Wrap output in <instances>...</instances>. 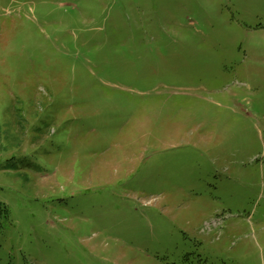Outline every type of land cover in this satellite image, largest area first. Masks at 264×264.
Returning a JSON list of instances; mask_svg holds the SVG:
<instances>
[{
  "label": "rangeland",
  "instance_id": "obj_1",
  "mask_svg": "<svg viewBox=\"0 0 264 264\" xmlns=\"http://www.w3.org/2000/svg\"><path fill=\"white\" fill-rule=\"evenodd\" d=\"M0 264H264V0H0Z\"/></svg>",
  "mask_w": 264,
  "mask_h": 264
}]
</instances>
